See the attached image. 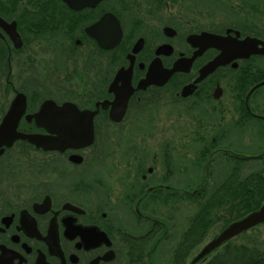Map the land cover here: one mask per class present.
I'll list each match as a JSON object with an SVG mask.
<instances>
[{
    "label": "flooded vegetation",
    "instance_id": "obj_1",
    "mask_svg": "<svg viewBox=\"0 0 264 264\" xmlns=\"http://www.w3.org/2000/svg\"><path fill=\"white\" fill-rule=\"evenodd\" d=\"M232 1L233 21L227 22L215 14L206 17L203 0H0V82L10 90L0 125L10 109L23 106L15 131L41 136L45 142L58 137L56 129L66 128L62 123L84 128L85 112H94L88 144L45 148L40 140L36 144L16 138L10 146L0 147V264H143V256L151 264L153 250L160 243L156 240L163 239L169 228L150 215L161 206L167 209L172 201L188 200V184H167L173 166L172 156L164 151L167 173L160 182L146 183L147 175H137L134 181L140 188L122 204L132 209L137 231L145 228L143 233L128 232L130 224L114 209L112 216L103 204L85 203L81 198L98 180L93 167L87 166L97 165L100 157L90 150L100 131L123 123L132 108L139 110L161 97L158 94L185 103L188 113L207 114L220 111L224 98L229 97H224L223 82L231 83V98L238 97V84L252 81L253 73L260 70L256 64L264 59V36L253 29L250 12L254 4L264 7V0ZM128 8L134 13L122 11ZM208 19L213 21L209 25ZM48 38H54L56 51L64 41L72 52L88 51L89 64L100 79L88 94V103L28 92L11 80L16 63L25 70H44V59L33 58L31 52L38 43L49 42ZM60 40L64 41L58 45ZM218 57H223L219 59L222 63L204 70ZM111 64L115 69L110 73ZM170 69L175 70L165 76ZM263 77L264 73L259 79ZM147 80L151 82L146 84ZM126 85L131 92L119 116L112 101ZM249 95L246 91L242 98L244 106ZM48 102L51 105L40 112ZM65 103H73L78 113L61 109ZM239 111L243 121L260 114L245 107ZM223 142L213 137L207 147ZM216 148L211 156L207 151L206 177ZM146 171L151 174L153 167ZM50 179L60 183L45 186ZM200 193L199 189L191 191L192 195ZM179 243L185 246L184 238Z\"/></svg>",
    "mask_w": 264,
    "mask_h": 264
},
{
    "label": "rangeland",
    "instance_id": "obj_2",
    "mask_svg": "<svg viewBox=\"0 0 264 264\" xmlns=\"http://www.w3.org/2000/svg\"><path fill=\"white\" fill-rule=\"evenodd\" d=\"M232 2V0H203L206 17L208 14H215L216 18L232 22L233 20L230 18ZM122 11L126 15L134 13L129 8L122 9ZM250 12L253 29L264 36V7L254 4ZM205 21L206 24L213 22L210 19ZM48 39L50 41L47 43L44 41L33 46L31 52L33 58L44 59L42 60L45 61L44 70L37 68L33 70L30 69L31 67L25 70L19 63H16L12 67L11 80L18 88L26 89L28 92L35 91L40 95H55L61 99L69 98L84 104L88 103V94L93 91L95 86L99 85L98 81L100 80L90 65L88 51L72 52L68 41L65 43L64 40L58 41L57 44L64 41L63 45L66 46L62 45L56 51L57 46H54L56 44L53 41L54 38ZM256 65L260 67V70L253 73L252 81L238 84L241 88L238 87L240 89H237L239 93L235 100L230 95L234 92L231 83L223 82L226 89L224 97L227 95L229 97L224 98L225 102L222 108L216 113L207 114L198 112V110L188 113L184 110L185 103H174L168 95L158 94L161 97L149 101L139 110L136 106L132 108L123 123L110 126L98 133V141L91 148L90 154L100 158L97 165L87 166V169L93 167L92 170L96 172L98 180H95V184L91 186V191L82 193L81 198L85 203L103 204L110 210L112 216L114 212L111 210L114 209L130 224L127 227L128 232L143 233L145 228L137 231L132 209L129 211L122 204L126 202L128 195L131 196L140 188L134 181L137 175L138 178H140L139 174L147 175L146 183L160 182L158 179L167 173L162 158L164 151L169 157L172 156L173 166V173L167 178V184L179 187H185L188 184L190 195H192V190L199 189L202 193H200L201 198L206 196L203 201H209L201 210V206L196 208L195 202L190 198L188 200L180 199L172 201L167 209L161 206L151 213L150 216L165 221L169 228L163 239L162 237L158 238L159 232H157L158 239L156 241L160 243L153 250L151 264H172L173 250L179 246V241L182 238L185 240L184 252L186 254L183 253V255H186V258L184 264H188L189 259L207 241L234 219L232 216L236 214L238 200L213 211V217L210 213L206 218L209 209L214 207L213 201L218 198L220 192L226 191L227 183L214 192L211 191L214 185L212 184L213 179L226 180L227 177L230 184L234 182L231 180L232 177L239 172V176L255 177L261 184L264 182V83L255 86L263 81L264 77L260 80L259 76L264 73V59ZM114 69L111 64L110 73ZM253 87L254 89L250 90ZM246 91L250 92V99L244 106L241 99ZM1 93L3 95H0V114L6 106L10 93L9 88L0 82ZM243 107L248 111L252 109L260 114L254 115L255 117L253 116L248 121H243L239 111V108ZM213 137H216L218 141H224L223 144L213 148L207 147ZM219 146L232 150L236 154L229 153ZM205 148H208L210 152L216 148V155L208 164L209 174L206 183L200 185L204 173L202 166L205 164V162H201L200 151ZM210 152L209 156L214 154L213 151ZM87 161L90 162V159ZM223 165H231L232 168L229 166L224 168ZM151 166L153 172L147 174L146 169ZM140 181L139 179L138 182ZM51 183H60V180H46L44 185L48 187ZM101 183L102 185H100ZM236 192L235 185L229 186V195ZM263 202L261 201V203ZM197 210L201 216L205 217V220L203 222L196 218V221L192 223L195 214L198 213ZM232 211H235L234 214H229ZM154 236L153 234L152 238ZM234 242L264 247V224L246 231L235 238ZM214 255L215 253L209 256L205 262L195 264H205ZM142 263L147 264L145 256H143Z\"/></svg>",
    "mask_w": 264,
    "mask_h": 264
},
{
    "label": "water",
    "instance_id": "obj_3",
    "mask_svg": "<svg viewBox=\"0 0 264 264\" xmlns=\"http://www.w3.org/2000/svg\"><path fill=\"white\" fill-rule=\"evenodd\" d=\"M118 38L115 37V40ZM253 52V51H252ZM263 52V51H261ZM223 57H218L211 63H209L204 70H211L215 66L219 65L223 61H220L219 59H222ZM175 69H170L165 72V76H169ZM204 71L200 76L198 77V80L205 74ZM120 77L119 73L116 74L114 82L116 79ZM151 82V80H147L146 84ZM264 83V80L259 82L257 85H261ZM254 89L251 88L250 90ZM131 92L130 86L126 85L123 87L121 90H119L113 101L112 105H115V107L119 110L118 115L120 116L121 112L125 108L126 105V100L128 95ZM19 103L22 105L23 100L18 99ZM106 104V103H103ZM51 104L45 103L40 112H42L44 109L48 108ZM105 106V105H104ZM55 107V106H54ZM22 107L17 108L16 110L10 109L7 114L4 116V119L0 125V147L2 146H10L12 141L15 140L16 138H27L29 141L35 142L38 144V141L40 140L43 142V137L41 136H33V135H24L21 133H18L15 131V124L16 120L19 117V112L22 111ZM56 108V107H55ZM66 108V109H71L74 110L75 113L77 112V108L73 103H65L61 106V109ZM70 114H73L72 112H69ZM94 112H85V122H84V128L76 129L74 127H70L71 124L69 122L67 123H62L61 127L66 126V128H57L56 133L58 134V137L56 139H52L50 137H44V138H50V139H45V142H43L45 145V148H54V147H59L62 148L63 146L66 145H73V146H80L81 144H88L91 141L92 137V127H91V117ZM117 118V117H116ZM68 124V125H66ZM52 132V131H50ZM264 222V203L255 211H252L245 216L229 223L225 228H223L214 238H212L210 241H208L202 249L195 255L192 260L190 261V264L196 263L199 259L213 251L214 249L218 248L219 246L225 244L228 240L232 239L233 237L237 236L243 231H246L258 224H261Z\"/></svg>",
    "mask_w": 264,
    "mask_h": 264
},
{
    "label": "trees",
    "instance_id": "obj_4",
    "mask_svg": "<svg viewBox=\"0 0 264 264\" xmlns=\"http://www.w3.org/2000/svg\"><path fill=\"white\" fill-rule=\"evenodd\" d=\"M207 151L208 148L202 149L200 151L201 162H205V160L207 159ZM228 166L230 167L231 165H223L222 167L228 168ZM202 168L203 172H205V164L202 166ZM237 168L238 167L236 166V169ZM204 175L205 174H203V181L201 180L200 185L206 183L207 181V177ZM225 179L226 180H223L222 178L221 180L213 179L212 184L214 185L212 186L211 191L214 192L216 189L220 188L221 186H224V184L227 183V185L225 186L226 191L220 192L218 198L213 201L214 207L209 209L208 216H206V218L209 217L210 213H212L213 217V211L218 210L222 206L229 205L231 204V202L238 200L236 214L232 216L234 217V219H232L233 221L248 214L250 211L256 210L262 204L261 201H264V182L261 184L255 177L244 178L242 175L239 176V172H237L236 176L232 177L231 180L234 181L233 183L229 184V179L227 177ZM233 185L236 186L237 192L235 194L233 193L232 195H229V186ZM204 193H206V191ZM201 194L190 195L189 198L195 202L196 208L201 206L202 210L204 208V205L209 203V201H203V198L206 196L201 198ZM233 212L235 211H232L229 214L232 215L234 214ZM195 215V218L193 219V221H191L192 223L196 221V218L201 219L204 222L205 217L201 216V213L199 211ZM237 237L238 236H236L235 238ZM235 238L229 240L224 245H222L215 252V255L212 256L210 260H208L205 264H264V247H259L254 244L235 243ZM178 245L179 246L176 247L175 250H173L174 258L172 264H184V259L186 255H183V253H185V249L184 246L181 245V243H179Z\"/></svg>",
    "mask_w": 264,
    "mask_h": 264
},
{
    "label": "bare ground",
    "instance_id": "obj_5",
    "mask_svg": "<svg viewBox=\"0 0 264 264\" xmlns=\"http://www.w3.org/2000/svg\"><path fill=\"white\" fill-rule=\"evenodd\" d=\"M258 209V208H257ZM256 209V210H257ZM253 211H255V210H253ZM250 212H252V211H250ZM251 229V228H250ZM250 229H248V230H250ZM248 230H246V231H248ZM246 231H243V232H241L240 234H238L237 236H239V235H241L242 233H244V232H246ZM236 237V236H235ZM234 238V237H233Z\"/></svg>",
    "mask_w": 264,
    "mask_h": 264
}]
</instances>
